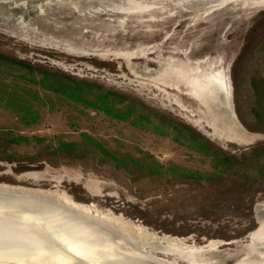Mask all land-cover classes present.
I'll use <instances>...</instances> for the list:
<instances>
[{
  "label": "rangeland",
  "instance_id": "rangeland-1",
  "mask_svg": "<svg viewBox=\"0 0 264 264\" xmlns=\"http://www.w3.org/2000/svg\"><path fill=\"white\" fill-rule=\"evenodd\" d=\"M0 188L226 243L256 228L264 11L228 58L226 110L96 43L0 25Z\"/></svg>",
  "mask_w": 264,
  "mask_h": 264
},
{
  "label": "water",
  "instance_id": "water-1",
  "mask_svg": "<svg viewBox=\"0 0 264 264\" xmlns=\"http://www.w3.org/2000/svg\"><path fill=\"white\" fill-rule=\"evenodd\" d=\"M264 0H0V25L96 43L226 110L228 58ZM221 242L0 195V264H264Z\"/></svg>",
  "mask_w": 264,
  "mask_h": 264
},
{
  "label": "bare ground",
  "instance_id": "bare-ground-1",
  "mask_svg": "<svg viewBox=\"0 0 264 264\" xmlns=\"http://www.w3.org/2000/svg\"><path fill=\"white\" fill-rule=\"evenodd\" d=\"M0 189H3V188H0ZM14 191V190H13ZM17 191V190H16ZM6 192V191H5ZM5 195V194H4ZM64 199H66L65 197H64ZM60 200V199H59ZM67 201V200H66ZM67 204L69 205V207L71 208V209H73V210H75V211H80V210H82L81 209V207H78V206H74V205H72L71 203H69L68 201H67ZM58 206V205H57ZM64 207V206H63ZM67 208V207H66ZM80 209V210H79Z\"/></svg>",
  "mask_w": 264,
  "mask_h": 264
}]
</instances>
